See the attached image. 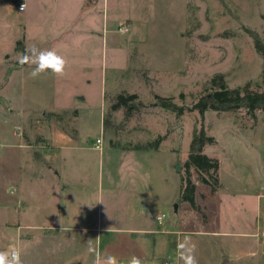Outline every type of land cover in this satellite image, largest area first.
<instances>
[{
	"label": "rangeland",
	"instance_id": "rangeland-1",
	"mask_svg": "<svg viewBox=\"0 0 264 264\" xmlns=\"http://www.w3.org/2000/svg\"><path fill=\"white\" fill-rule=\"evenodd\" d=\"M9 1L0 0V251L19 248L23 264H93L90 242L127 264L133 256L128 228L142 223L149 202L155 213L164 210L168 218L183 216L220 233L191 235L198 264H264V110L253 117L246 110L201 115L194 109L216 74L230 87L251 82L264 91V59L249 33L264 37V0H110L97 38L74 49L85 51V62L62 78L15 72L24 65L17 62L14 38L26 24L18 5L3 15ZM122 93H136L142 104L129 114L114 111ZM158 95L172 98L184 113L158 106ZM202 128L216 139L204 152L219 160L222 187L211 192L192 169L199 209L185 210L180 175L193 132ZM159 136L157 151L111 145L133 147ZM53 180L64 186L55 199L80 213L74 224L91 230L44 249L33 245L37 253L30 256L25 245L31 243L16 241L12 220L18 210L24 217L28 204L39 211L51 199ZM120 243L123 257L113 248Z\"/></svg>",
	"mask_w": 264,
	"mask_h": 264
},
{
	"label": "crops",
	"instance_id": "crops-1",
	"mask_svg": "<svg viewBox=\"0 0 264 264\" xmlns=\"http://www.w3.org/2000/svg\"><path fill=\"white\" fill-rule=\"evenodd\" d=\"M109 2L110 0H10V6L7 7L3 15H8L13 9L14 4L16 6L24 3L25 9L21 11L24 13V17L23 20H20L22 25L26 24L23 28L24 33L21 32L19 36L14 38V41L22 43L23 50L21 48L19 52L23 53L26 47L30 48L33 45L40 49H55L66 58L68 62L66 69L72 73L76 63L85 62L83 58L85 57V51L74 49H85L82 44L85 45L88 40L97 38L101 22H108ZM2 35L0 34L1 41L5 40ZM76 51L78 57L74 56ZM19 52L18 57L20 55ZM32 67L34 66L24 65L21 68H17L15 72L18 73L25 70L30 73ZM47 73L50 72L43 74ZM52 76L56 78L54 75ZM49 138L56 141V136H50ZM52 182L54 183V180ZM53 183L49 186V191H47L51 199L43 201V205L41 203L39 211L28 204L29 207L27 206L23 211L24 217L20 215L18 210V217L12 220L18 224L16 228L12 229L15 232L16 241L19 244L24 241L25 243H31L29 248L25 245L26 250L30 251V256L37 253L32 248L33 245L37 247V250L40 248L44 249L50 241H55L54 243L56 244L61 238L75 240L76 233L89 234V230H91V228L86 226L82 227L74 224L77 219H80L78 217L80 213L78 215L75 214L71 210V207L67 206L65 208L59 200L55 199L54 196L60 197L64 186H61L59 181L58 183L57 181ZM177 199L178 196L173 198L174 204L177 203ZM196 203L197 205L199 204L197 198ZM182 204H185L182 205L185 210L192 208L187 202H182ZM148 208L150 209L147 211ZM154 208H156L154 204L151 206L149 202H145L142 223L139 222L128 228L129 238H131L129 240L132 241L133 246L131 252L133 255L139 257L143 261V264H163L162 258L169 255L172 258H176L177 240L183 241L185 238H190L192 241L191 235L193 233L200 234V236L207 233L210 235L220 234L214 230L209 231L204 226L200 228L195 227L192 221L185 219L183 216L176 220L172 214L168 218L164 210H158L155 213ZM177 208H174V212L176 213H173L174 215H177V211H179ZM178 209H181V207ZM192 209L194 210V208ZM162 215L164 217L160 221L158 217ZM150 220L152 221L150 222ZM65 222H68V224H64ZM177 227H180L182 230H176ZM177 231H181L182 233L177 235L179 233ZM113 248H116L115 255L123 257L125 248L122 243L115 244ZM72 264H80V262H72Z\"/></svg>",
	"mask_w": 264,
	"mask_h": 264
},
{
	"label": "trees",
	"instance_id": "trees-1",
	"mask_svg": "<svg viewBox=\"0 0 264 264\" xmlns=\"http://www.w3.org/2000/svg\"><path fill=\"white\" fill-rule=\"evenodd\" d=\"M253 38L254 46L257 52L264 59V37L256 31H249ZM17 47L22 48L21 42H17ZM206 92L201 95L198 101L194 104V109L198 110L203 115L207 110H215L218 112H236L246 110L253 117L256 112L264 110V91H259L252 87L251 82H247L243 86L230 87L226 84V79L223 74H216L211 79ZM138 95L136 93H122L117 96V99L112 105V109L123 108L129 114L141 101L136 103ZM156 104L176 115H182L185 111L184 107L173 102L170 97H156ZM108 118L104 117V130L109 127ZM163 136L153 141L136 144L133 147L121 146L111 143L112 147L126 150H158L160 148ZM216 139L212 135H208L205 130L195 129L190 143V152L185 161V172L180 175V192L179 201L187 202L192 208L199 209L196 203L197 184L192 180L191 170L197 174V180L211 188V192H217L222 187V182L219 175L220 162L217 158L209 156L204 152V147L207 144H214Z\"/></svg>",
	"mask_w": 264,
	"mask_h": 264
},
{
	"label": "clouds",
	"instance_id": "clouds-1",
	"mask_svg": "<svg viewBox=\"0 0 264 264\" xmlns=\"http://www.w3.org/2000/svg\"><path fill=\"white\" fill-rule=\"evenodd\" d=\"M17 62L20 65L34 66L30 72L33 78L46 72H50L57 78H62L66 75L68 64L66 58L55 49H40L35 45L30 48L26 47L24 52L17 58ZM196 249L197 245L190 238L178 241L176 246L178 262H182V264H198L195 255ZM88 253L94 256L93 264H120V260L116 256L101 254L90 242ZM21 256L22 253L19 248L15 246L9 247L0 251V264H23ZM68 264H72V262L69 261ZM127 264H143V261L133 255L128 259Z\"/></svg>",
	"mask_w": 264,
	"mask_h": 264
},
{
	"label": "built area",
	"instance_id": "built-area-1",
	"mask_svg": "<svg viewBox=\"0 0 264 264\" xmlns=\"http://www.w3.org/2000/svg\"><path fill=\"white\" fill-rule=\"evenodd\" d=\"M23 6H24V7H23ZM18 9H19L20 11H23V10L25 9V4H24V3H20V4L18 5ZM126 30H127V27H126ZM98 141H99V140H98ZM100 141H101V140H100ZM163 217H164V215L159 216L158 219L161 221ZM163 264H179V263H178V261L166 260V261L163 262Z\"/></svg>",
	"mask_w": 264,
	"mask_h": 264
},
{
	"label": "water",
	"instance_id": "water-1",
	"mask_svg": "<svg viewBox=\"0 0 264 264\" xmlns=\"http://www.w3.org/2000/svg\"><path fill=\"white\" fill-rule=\"evenodd\" d=\"M175 207L177 208V205H175Z\"/></svg>",
	"mask_w": 264,
	"mask_h": 264
}]
</instances>
